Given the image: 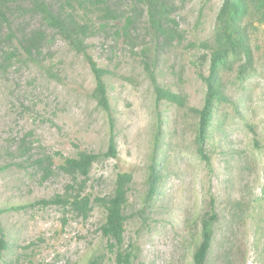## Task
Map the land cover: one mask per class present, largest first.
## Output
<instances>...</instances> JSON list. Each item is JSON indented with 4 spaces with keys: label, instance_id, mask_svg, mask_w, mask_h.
Returning a JSON list of instances; mask_svg holds the SVG:
<instances>
[{
    "label": "rangeland",
    "instance_id": "1",
    "mask_svg": "<svg viewBox=\"0 0 264 264\" xmlns=\"http://www.w3.org/2000/svg\"><path fill=\"white\" fill-rule=\"evenodd\" d=\"M131 3L111 1L119 11H131ZM171 3L185 39L157 49L156 73L162 86L188 96L185 108L167 100L156 103L141 53L146 45L151 61L155 42L147 14L140 15L136 24L139 36L133 51L125 36L116 34L122 21L112 20L102 28V21L97 20V32L86 40L99 66L111 71L105 77L119 153L117 158L94 164L84 193L108 196L117 173L133 174L126 243L133 241L139 247L134 264H193L201 239L200 217L211 198L220 217L208 264H264V28L252 36L257 72L244 82L237 79L236 71L222 73L224 93L231 101L217 106L206 144L211 156L208 164L196 151L197 117L189 107L204 103L206 86L198 71L208 74L209 57L204 56L206 50L189 43L211 38L223 0ZM18 13L13 17L14 27H44L40 16ZM73 13L86 21L83 9ZM7 31L5 25L0 26V39ZM47 33L50 40L38 63L21 52L4 67L0 56V164H8L0 172V208L27 205L0 215L10 244L0 264H87L106 245L99 230L105 220L103 206L95 204L88 218L65 211L62 205L30 206L63 194L72 183L70 176L57 169L51 178L43 179L35 163L43 152L61 151L64 156H76L80 150L103 152L110 132L107 113L92 97L96 81L84 55L51 28ZM8 44L12 49L11 42L3 43V48ZM159 114L164 179L144 224L139 211L144 207ZM24 138L31 146L26 154L20 148ZM62 162L63 158L55 157V165ZM105 264H114L113 259Z\"/></svg>",
    "mask_w": 264,
    "mask_h": 264
},
{
    "label": "trees",
    "instance_id": "2",
    "mask_svg": "<svg viewBox=\"0 0 264 264\" xmlns=\"http://www.w3.org/2000/svg\"><path fill=\"white\" fill-rule=\"evenodd\" d=\"M22 5L20 0H0V26L8 28L6 36L0 39V56L3 57L7 67L15 56L24 53L28 59L38 63L37 57L42 54L44 44L48 42L47 29L51 28L54 33L59 34L68 45L77 53H82L89 63L95 76V87L92 97L97 105L102 108L108 116L110 132L107 150L93 152L80 150L76 156H64L61 151L54 153L43 152L35 160L43 179L51 178L55 170L71 177L72 183H68L63 194H56L51 199H40L30 206L37 205H62L65 211H72L77 215L88 218L95 204L105 209V220L99 227L102 237L106 240L105 248L99 254L89 259L87 264H105L112 260L114 264H134L138 258L139 247L133 241L126 243L127 223L132 214L127 212L129 204V191L133 182V174L128 171L117 173L115 187L112 194L108 196H94L92 193H84L85 187L90 180V174L94 164L100 160L118 157V141L116 133V118L113 114L111 97L109 95L106 75L111 71L100 67L94 57L88 52L86 40L94 35L95 22L101 20L99 26L105 28L112 20L122 21L124 24L116 30L119 36H125L127 43L133 51L138 44L136 24L140 15L147 14L150 23L149 29L153 33L155 45L152 49V59L148 58V47L144 45L141 53L144 68L151 80L155 94L156 103L167 100L180 108L188 105V96L166 88L159 83L156 51L161 46H166L173 40L182 42L185 39V31L180 29V22L173 16L176 6L171 0H131V11H119L112 7V0H26ZM23 3V0H22ZM78 8L84 10L83 18H76L74 11ZM30 14L40 16L44 27L28 28L13 26L14 14ZM22 12V13H20ZM91 14V15H89ZM261 26L264 28V0H223L216 16L214 31L211 38L203 39L200 43L191 42L190 46L204 49L205 57H209L208 74L198 71L199 78L206 86L204 103L201 107H189V110L197 117L195 130L196 151L200 157L210 164L211 156L207 152L206 144L210 138L212 126L216 118L217 106L222 101H231L224 93L222 73L236 71V77L240 82L253 76L257 69L255 67L256 56L252 43L255 30ZM16 41L17 45H14ZM11 42L13 48L8 44L6 48L3 43ZM7 63V64H6ZM159 125L154 139L152 160L149 174L146 178V189L144 192V207L139 211L143 217L144 224L147 223L149 211L153 209L156 200L161 194V185L164 175L161 173V159L159 148L163 133L160 126L163 124L159 114ZM30 133H28L29 135ZM27 135V137H28ZM22 154L30 152L31 146L25 138L22 140ZM39 147H42L39 145ZM63 158V162L55 165V157ZM8 164H0V172L4 171ZM215 200L211 198L209 208L200 217L201 239L196 245L193 253V264H208L213 253V242L215 239V225L219 221V212L216 210ZM27 205L0 208V215L6 211L22 210ZM237 209V208H236ZM235 212V208L233 210ZM10 247L6 230L0 220V258Z\"/></svg>",
    "mask_w": 264,
    "mask_h": 264
}]
</instances>
